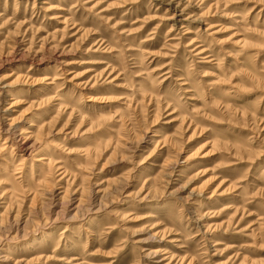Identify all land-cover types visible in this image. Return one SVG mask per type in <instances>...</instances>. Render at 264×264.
I'll use <instances>...</instances> for the list:
<instances>
[{"label":"rangeland","instance_id":"374dc122","mask_svg":"<svg viewBox=\"0 0 264 264\" xmlns=\"http://www.w3.org/2000/svg\"><path fill=\"white\" fill-rule=\"evenodd\" d=\"M0 264H264V0H0Z\"/></svg>","mask_w":264,"mask_h":264},{"label":"bare ground","instance_id":"6f19581e","mask_svg":"<svg viewBox=\"0 0 264 264\" xmlns=\"http://www.w3.org/2000/svg\"><path fill=\"white\" fill-rule=\"evenodd\" d=\"M54 17H56V18H59L60 16H54ZM188 33H191V31H187L186 32V34H188ZM204 50V49H203ZM202 50V51H203ZM202 51H199V52H202ZM208 57V56H207ZM206 58V57H205ZM212 60V59H211ZM211 60H208V61H211ZM89 71H92V70H87V72H89ZM187 91H189V90H187ZM21 102V101H20ZM30 126H34V124L33 123H30ZM29 138V137H28ZM27 139V138H26ZM29 139H31V138H29ZM27 141V140H26ZM21 142V141H20ZM6 143V141L4 142V144ZM25 143V142H24ZM23 144V143H22ZM25 146V145H24ZM48 156V154H46V155H41L40 157H38V158H35L36 160L35 161H37V162H44V161H46V160H48L49 159V157H47ZM7 189V188H6ZM91 231V230H90ZM158 251H160V250H158Z\"/></svg>","mask_w":264,"mask_h":264}]
</instances>
